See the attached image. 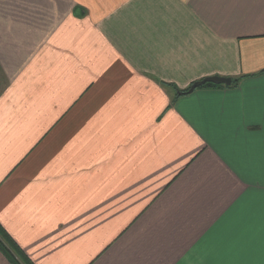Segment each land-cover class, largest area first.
I'll list each match as a JSON object with an SVG mask.
<instances>
[{"label":"crops","instance_id":"1","mask_svg":"<svg viewBox=\"0 0 264 264\" xmlns=\"http://www.w3.org/2000/svg\"><path fill=\"white\" fill-rule=\"evenodd\" d=\"M0 225L32 264H264V0H0Z\"/></svg>","mask_w":264,"mask_h":264},{"label":"trees","instance_id":"2","mask_svg":"<svg viewBox=\"0 0 264 264\" xmlns=\"http://www.w3.org/2000/svg\"><path fill=\"white\" fill-rule=\"evenodd\" d=\"M237 80H234L237 83ZM223 84H216L213 82H206L201 85V87L206 86H222ZM190 88V87H189ZM186 89L187 90H189ZM0 250L9 257L13 264H32V262L27 259L18 248V246L14 243V241L10 238L9 234L4 230V228L0 225Z\"/></svg>","mask_w":264,"mask_h":264},{"label":"water","instance_id":"3","mask_svg":"<svg viewBox=\"0 0 264 264\" xmlns=\"http://www.w3.org/2000/svg\"><path fill=\"white\" fill-rule=\"evenodd\" d=\"M206 82H213V83H216V84H231L232 80L230 78H224V77H208V78H205L201 81H198V82H195L189 90H193L203 84H205Z\"/></svg>","mask_w":264,"mask_h":264}]
</instances>
